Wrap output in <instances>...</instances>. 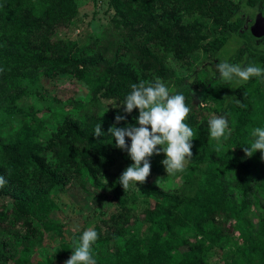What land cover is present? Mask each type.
Instances as JSON below:
<instances>
[{"label":"trees","instance_id":"obj_1","mask_svg":"<svg viewBox=\"0 0 264 264\" xmlns=\"http://www.w3.org/2000/svg\"><path fill=\"white\" fill-rule=\"evenodd\" d=\"M261 1L264 6V0ZM258 3L259 0L238 3L233 0H123L115 5L112 23L94 42L81 46L56 34L57 26L70 23L78 14L76 0H0V109L16 104L20 88L33 71L39 70L48 74L72 73L87 84L92 97L76 113L79 124L59 134L47 146L36 135L39 125L26 120L18 129V141L6 146L1 139L4 125L0 123V176L5 180L0 192L11 193L16 200L9 207L0 203V262L5 261V252H9L16 264H24L29 260L31 248L43 235L36 223L51 227L45 212L48 194L42 190L48 186L64 188L62 175L66 182L86 179L98 187L118 160L126 167L132 163L126 151L114 146L115 139L107 131L110 126L134 123L138 111L134 108L130 114L123 113L121 105L109 110L93 109L97 92L111 88L106 94L119 102L130 90L131 83L149 82L144 77L146 74L152 80L160 79L168 55L182 59L201 49L203 41L213 33L207 26L208 21L215 23L219 34L209 52L217 53L233 37L242 38L236 47L241 48L236 63L264 65V49L258 47L244 23L245 6ZM89 54L95 55V59L88 57ZM210 72L214 71H208L203 97L214 94L216 109L213 111L225 115L227 138L217 143L208 135L207 117L200 123L193 122L191 116L197 110L188 112L187 124L201 142L194 153L191 148L190 161H194L197 169L201 162L206 163L205 177L198 180L193 168L184 171L186 182L197 181L194 197L152 191L154 204L144 210L151 233L134 238L124 249L118 248L122 256L117 264H209L217 237L232 231H239L244 244L250 242L251 252L264 260V250L260 248L264 243V228L256 230L254 222L249 220L253 205L264 209V159L259 150L246 156L241 146L248 142L250 128L264 124V82L250 78L243 84L225 86L219 79L210 78ZM167 78L174 80L168 71L162 79ZM187 79L175 80L179 83ZM116 114L124 115L125 119L116 122ZM62 118H71V115L66 112ZM98 123L103 133L94 136L93 128ZM87 126L92 128L85 130ZM125 140L127 144L128 138ZM206 144L212 145L209 151ZM8 173L14 174L13 178L8 179ZM117 181L113 187L120 185ZM8 182L14 191L7 187ZM17 188L21 190L19 193ZM126 208L111 213L100 228H95L97 239L91 245V252L97 264H104L98 254L110 239L126 233L122 223L129 219ZM186 229L198 232L194 236L186 235L183 233ZM21 231L26 234L22 239ZM81 231L70 243L61 245L62 257L68 259L73 240ZM30 234L36 237H29ZM6 244L15 247L14 253ZM160 246H168L167 257L159 256Z\"/></svg>","mask_w":264,"mask_h":264},{"label":"rangeland","instance_id":"obj_2","mask_svg":"<svg viewBox=\"0 0 264 264\" xmlns=\"http://www.w3.org/2000/svg\"><path fill=\"white\" fill-rule=\"evenodd\" d=\"M122 1L76 0L78 14L70 23L56 27L57 36L81 46L94 42L98 35L112 23L115 5L121 4ZM233 1L238 3L244 0ZM253 7L256 5L249 10L250 14L254 16L257 9L255 10ZM244 10L245 13L249 11ZM207 26L211 27L213 33L203 41L201 49L195 51L192 56L182 59L174 54L168 55L164 62L165 72L160 75L161 82L166 84L170 92H183L189 111L197 110V113L191 116V121L198 123L203 121V118L207 117L208 120L213 115H219L213 111L216 109L214 94H209L206 98L203 97L206 91L205 83L208 71L215 72V64L218 63V59H227L230 63H236L241 56V51L238 52L241 48L236 47L238 43L242 42V38L237 37H233L234 39L232 38L231 43L229 42L226 47L219 48L217 53L209 52L211 43L219 34L214 22L208 21ZM255 42L258 43L259 48L264 49V37ZM203 47H207L208 50ZM88 52L94 53L93 50H88ZM88 57L95 59V55L92 54H89ZM167 71L173 74L174 80L173 78L170 81L168 78L162 79L166 76ZM144 77L147 81H152L149 74ZM183 77L188 78L187 81L176 82V78ZM224 85L226 86L228 83ZM23 87L24 91L21 92ZM109 89L103 88L97 92V100H93L96 106H93V109L109 110L119 106V102L106 94ZM17 96L16 104L8 106V109H0V123L4 125L1 139L6 146L18 141L20 133L18 129L23 126L25 120L28 123L35 121L39 125L40 130L36 131V135L44 141V146L53 143L59 134L79 124L76 113L82 106L88 105L92 99L87 84L75 78L72 73L62 71L58 74H48L42 70L31 73ZM66 112L71 115V118H62V114ZM73 112L75 113L72 114ZM187 116L188 114L185 117L186 123ZM91 128L90 126L84 127L85 130ZM108 136L111 137L110 132H108ZM191 145L194 153L201 145L198 136L193 135ZM211 147L212 145L208 144L207 150L209 151ZM148 159L150 162L149 174L143 182H137L138 189L129 187L124 190L121 185L113 187L121 172L126 168V165L118 160L109 169L108 177L99 181L98 187L92 186L86 179H73L71 182L68 180L66 182V177L62 175V181L65 183L63 184L64 188L48 186L42 190L48 194V206L45 208V212L52 225L48 229L41 222L36 223L42 228L43 235L41 240L31 248L28 254L29 260H26L24 264H53L54 262L64 264L66 258L61 256L62 244L70 243L72 237L85 228H100L111 213H119L122 207H129V210L125 209L128 210L129 219L122 222L126 227V233L117 234L111 238L108 246H104V250L98 254L99 260L104 264H117L122 256L117 252L118 248L124 249L134 242V238L147 237L151 233V225L144 218V210L154 204L155 196L152 191L165 192L173 196L194 197L197 181L186 182L184 171L193 168L198 180L205 177L203 173V169L206 167L205 162H201L197 169L194 166V161L191 160V162L188 159L182 171L167 175L160 163L163 153H154ZM13 176L14 174L8 173V179ZM7 187L13 191L15 189L10 182L7 183ZM16 191L19 193L21 190L17 188ZM32 192L34 191H29L30 194ZM0 203L9 207L14 205L16 200L11 193L3 191L0 192ZM250 218L249 220L254 222L256 230L264 228V209L262 207L253 205ZM232 221L234 222L233 219ZM197 232V230L192 232L188 229L183 231L186 235L191 236L196 235ZM24 233L25 231L19 233L20 239H22V235H26ZM29 237L34 238L36 234H30ZM249 243L244 244L239 231H232L221 238L218 236L209 264H264L263 259L251 252ZM6 247H9L8 250L14 253V246L6 244ZM260 248L264 250V243L260 244ZM157 252L161 258L167 257L168 246H160ZM5 255V261L0 264H16L9 252H5Z\"/></svg>","mask_w":264,"mask_h":264},{"label":"clouds","instance_id":"obj_3","mask_svg":"<svg viewBox=\"0 0 264 264\" xmlns=\"http://www.w3.org/2000/svg\"><path fill=\"white\" fill-rule=\"evenodd\" d=\"M215 77L221 83L243 84L250 78L264 82V65L256 63H230L227 59H218L215 72H210V78ZM119 105L122 112L130 114L135 108L138 115L134 123L123 127L110 126L111 138L115 139V147L127 152L132 161L119 175L118 183L122 188L138 189L137 182H143L149 174L148 157L154 153H163L160 161L167 175L180 172L191 158V141L193 130L185 122L189 107L185 103V95L181 91L170 92L159 78L145 82L140 80L129 85ZM125 119L124 115H114L116 122ZM207 130L210 138L221 142L227 138L228 121L224 114L213 115L207 120ZM100 123L93 128L92 135L101 136ZM128 138L126 144L125 138ZM248 142L241 146L246 156H251L257 150L264 159V124L253 126L248 132ZM159 146V147H157ZM5 180L0 176V185ZM97 239L94 228H85L73 240L71 253L64 264H97L91 252V245Z\"/></svg>","mask_w":264,"mask_h":264},{"label":"flooded vegetation","instance_id":"obj_4","mask_svg":"<svg viewBox=\"0 0 264 264\" xmlns=\"http://www.w3.org/2000/svg\"><path fill=\"white\" fill-rule=\"evenodd\" d=\"M255 5H256V7H253V8H255V10L257 9V11L255 12V15L254 16L250 14V10H249V8H252V6H248V5L245 6V8L247 10H249V11H247L244 14V18H245V22L244 23H245V26L247 25V27H248L250 33L253 35V37H255L256 40H257V39H262L264 37V25L261 28V32H263V35L262 36H256V35H254L253 32H252V26L257 22L258 14L261 11L264 10V6H263L261 0H259V3L258 4H255ZM255 5H253V6H255ZM263 21L264 20L262 18H261V20H259V22H263Z\"/></svg>","mask_w":264,"mask_h":264},{"label":"water","instance_id":"obj_5","mask_svg":"<svg viewBox=\"0 0 264 264\" xmlns=\"http://www.w3.org/2000/svg\"><path fill=\"white\" fill-rule=\"evenodd\" d=\"M261 18L264 20V10L258 14L257 22L252 26V32L256 36H262L263 35V32H261V28L264 25V21L259 22V20H261Z\"/></svg>","mask_w":264,"mask_h":264},{"label":"bare ground","instance_id":"obj_6","mask_svg":"<svg viewBox=\"0 0 264 264\" xmlns=\"http://www.w3.org/2000/svg\"><path fill=\"white\" fill-rule=\"evenodd\" d=\"M234 33V32H233Z\"/></svg>","mask_w":264,"mask_h":264}]
</instances>
